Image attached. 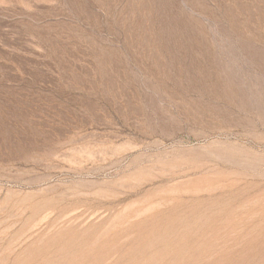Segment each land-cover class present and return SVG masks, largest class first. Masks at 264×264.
<instances>
[{"label": "rangeland", "instance_id": "obj_1", "mask_svg": "<svg viewBox=\"0 0 264 264\" xmlns=\"http://www.w3.org/2000/svg\"><path fill=\"white\" fill-rule=\"evenodd\" d=\"M0 264H264V0H0Z\"/></svg>", "mask_w": 264, "mask_h": 264}]
</instances>
